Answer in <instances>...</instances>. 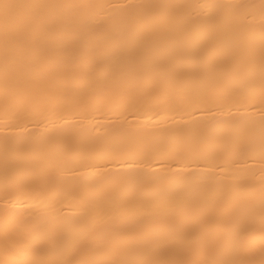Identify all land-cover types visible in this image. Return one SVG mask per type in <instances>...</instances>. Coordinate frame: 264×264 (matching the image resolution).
I'll return each instance as SVG.
<instances>
[{"label":"bare ground","instance_id":"1","mask_svg":"<svg viewBox=\"0 0 264 264\" xmlns=\"http://www.w3.org/2000/svg\"><path fill=\"white\" fill-rule=\"evenodd\" d=\"M0 264H264V0H0Z\"/></svg>","mask_w":264,"mask_h":264}]
</instances>
